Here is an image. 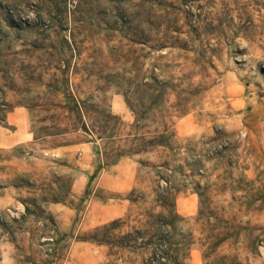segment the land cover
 I'll return each instance as SVG.
<instances>
[{
	"label": "rangeland",
	"instance_id": "obj_1",
	"mask_svg": "<svg viewBox=\"0 0 264 264\" xmlns=\"http://www.w3.org/2000/svg\"><path fill=\"white\" fill-rule=\"evenodd\" d=\"M0 264H264V0H0Z\"/></svg>",
	"mask_w": 264,
	"mask_h": 264
}]
</instances>
